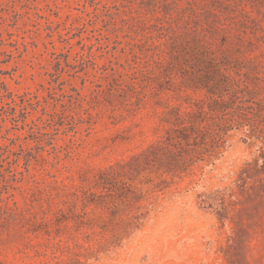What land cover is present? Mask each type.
<instances>
[{"label":"rangeland","instance_id":"374dc122","mask_svg":"<svg viewBox=\"0 0 264 264\" xmlns=\"http://www.w3.org/2000/svg\"><path fill=\"white\" fill-rule=\"evenodd\" d=\"M0 264H264V0H0Z\"/></svg>","mask_w":264,"mask_h":264},{"label":"trees","instance_id":"16d2710c","mask_svg":"<svg viewBox=\"0 0 264 264\" xmlns=\"http://www.w3.org/2000/svg\"><path fill=\"white\" fill-rule=\"evenodd\" d=\"M211 99L214 103H225L216 97ZM196 105L201 109L200 101ZM201 112L202 110L178 112L174 125L166 129L165 134L159 140L135 158L136 166L141 169L151 168L156 171L164 169L180 174L191 168L197 161L204 159L206 152L216 150L221 145L223 133L221 129L213 130L210 126H197L196 122ZM209 132L212 134V144H210L212 149L204 145L207 142L206 136ZM107 175L111 174L107 173ZM126 175L127 173L124 171L113 172L112 176L124 181ZM162 182H166V179H162Z\"/></svg>","mask_w":264,"mask_h":264}]
</instances>
